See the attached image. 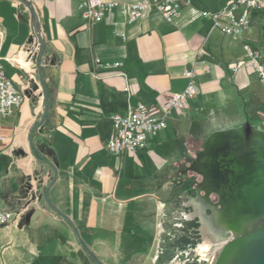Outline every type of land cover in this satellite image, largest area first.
I'll return each instance as SVG.
<instances>
[{"label": "crops", "instance_id": "1", "mask_svg": "<svg viewBox=\"0 0 264 264\" xmlns=\"http://www.w3.org/2000/svg\"><path fill=\"white\" fill-rule=\"evenodd\" d=\"M185 1L171 22L152 7L133 23L118 8L90 23L79 0H0V64L23 91L39 83L36 15L49 95L48 114L32 144L30 132L45 111L41 88L25 94L12 114L0 115V206L34 211L29 223L24 218L0 225V264H94L44 199L50 185L52 202L104 264L155 261L158 239L170 236L171 242L173 230L184 235L186 222L202 225L198 215L189 217L204 199L193 185L200 175L192 164L216 131L249 124L264 133V83L248 65L232 70L244 44L264 54V13L253 11L249 28L234 39L203 15L228 0ZM199 49L209 70L194 68L197 95L173 111L144 148L110 154L105 144L112 116L139 103L152 111L165 105L187 87L185 72L193 69ZM96 59L122 65L99 68ZM45 159L56 167V180Z\"/></svg>", "mask_w": 264, "mask_h": 264}, {"label": "built area", "instance_id": "2", "mask_svg": "<svg viewBox=\"0 0 264 264\" xmlns=\"http://www.w3.org/2000/svg\"><path fill=\"white\" fill-rule=\"evenodd\" d=\"M185 2V0H136L131 2L79 0L78 9L88 22L97 23L105 17L108 11L118 8L126 21L133 23L143 18L146 12L154 7L167 21L171 22L181 16ZM253 11L264 13V0H228L222 9L204 11L203 15L211 19L213 29L238 39L249 28ZM121 35L124 37L123 34ZM37 40L38 51L40 46L38 37ZM243 48L244 56L232 64V70L236 72L240 67L248 65L250 70L257 74L264 83V54H260L249 44H244ZM95 62L99 68H118L122 65L121 63H104L100 59H96ZM199 66L209 70L203 49L197 51L193 69L185 72V76L189 79L187 87L181 92L174 93L158 110L152 111L144 103H139L137 106L130 107L126 114L113 115V129L105 144L107 151L113 155L136 153L146 146L149 136L166 128L173 111L185 108L190 99L197 95L194 68ZM25 97L24 91L14 84L0 64V115L12 114L22 105ZM4 139L5 137L0 134V142ZM26 213V207L12 211L0 206V225L20 221L25 218Z\"/></svg>", "mask_w": 264, "mask_h": 264}, {"label": "water", "instance_id": "3", "mask_svg": "<svg viewBox=\"0 0 264 264\" xmlns=\"http://www.w3.org/2000/svg\"><path fill=\"white\" fill-rule=\"evenodd\" d=\"M34 27L40 46L33 59L39 71L40 81L34 82L24 93L28 96L41 88L40 96L45 111L41 120L30 132L31 144L34 130L42 126L49 111L48 88L42 67L45 41L36 15ZM32 40L33 38L30 42ZM46 57H51L50 51L47 52ZM36 152L43 159V155L38 150ZM45 161L52 167L56 180L58 175L56 167L50 161L46 159ZM190 169L202 177L199 189L206 191V197L211 193H218L219 214L224 219L238 222L245 228L244 233L228 248L223 264H264V133L251 128L249 124L236 130L218 133L207 142L202 155L196 159ZM219 173L224 178L220 181L222 186L216 184ZM51 187L52 185L44 195L46 202L69 223L92 260L96 264H104L85 244L71 219L52 202L49 197ZM33 213L34 211H31L26 214L27 223L30 222Z\"/></svg>", "mask_w": 264, "mask_h": 264}, {"label": "rangeland", "instance_id": "4", "mask_svg": "<svg viewBox=\"0 0 264 264\" xmlns=\"http://www.w3.org/2000/svg\"><path fill=\"white\" fill-rule=\"evenodd\" d=\"M253 128V125H251ZM238 128L242 127H233L227 130H220L216 131L215 135L221 132H227L236 130ZM202 177L200 176L193 185L195 187H199L202 183ZM202 197L204 199H207V201L212 202L215 206L217 205V196L214 197V195L210 194L208 197H206V191H200ZM202 199V200H204ZM189 217L191 218V214H189ZM186 225L188 228H193L185 233L184 235H178L175 230L172 232V241H167L170 236H166V239H164V236L161 239H158L156 241V244L154 246V256H157L155 261H143L141 264H211L212 260V254L211 252L205 253L200 251V244L203 242V235H202V228L203 226L200 224H197L193 227H191L190 222H186ZM201 223V222H200ZM201 231V232H200ZM161 240V241H160ZM166 250V251H165ZM167 252V254L164 253ZM154 260V259H152ZM94 264H96L94 262Z\"/></svg>", "mask_w": 264, "mask_h": 264}, {"label": "bare ground", "instance_id": "5", "mask_svg": "<svg viewBox=\"0 0 264 264\" xmlns=\"http://www.w3.org/2000/svg\"><path fill=\"white\" fill-rule=\"evenodd\" d=\"M194 207L196 212L191 213V218L198 215L203 226V242L200 244V251L211 252V264H223L228 248L244 233L245 228L238 222L224 219L217 211L219 208L207 199H204L201 205Z\"/></svg>", "mask_w": 264, "mask_h": 264}, {"label": "flooded vegetation", "instance_id": "6", "mask_svg": "<svg viewBox=\"0 0 264 264\" xmlns=\"http://www.w3.org/2000/svg\"><path fill=\"white\" fill-rule=\"evenodd\" d=\"M221 179L224 180L223 176L219 173V176H218L217 179H216V180H217V181H216V182H217V183H216L217 186H218V185H219V186H222L221 183H220ZM211 194L214 195V197L217 196L218 201H217V205H216V207L219 208L220 205H219V196H218V193H211Z\"/></svg>", "mask_w": 264, "mask_h": 264}]
</instances>
